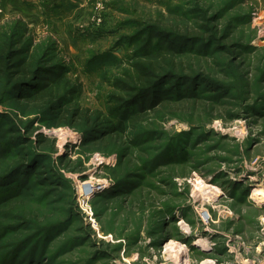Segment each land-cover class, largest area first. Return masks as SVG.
Instances as JSON below:
<instances>
[{
  "label": "rangeland",
  "instance_id": "374dc122",
  "mask_svg": "<svg viewBox=\"0 0 264 264\" xmlns=\"http://www.w3.org/2000/svg\"><path fill=\"white\" fill-rule=\"evenodd\" d=\"M16 23L66 100H0V264H264V0H0ZM150 27L184 96L114 134L110 77Z\"/></svg>",
  "mask_w": 264,
  "mask_h": 264
},
{
  "label": "trees",
  "instance_id": "16d2710c",
  "mask_svg": "<svg viewBox=\"0 0 264 264\" xmlns=\"http://www.w3.org/2000/svg\"><path fill=\"white\" fill-rule=\"evenodd\" d=\"M147 31L146 37L138 41L141 42L139 49L128 57L129 68L122 71L120 76L110 77L112 86L120 91L110 96L112 106L104 117L117 120L112 123L115 125L114 134L124 133L128 121L139 113L154 108L166 99L174 97L179 100L185 93L180 85L186 83L188 78L173 75L177 66L175 57L182 56L185 49L177 44L176 39L166 35L170 29L150 27ZM25 35L26 31L17 23L6 33L0 34V100H5L7 95L30 100L38 97L45 107L51 106L55 100L63 104L66 97L55 94L65 67H42L30 51L32 41L24 38ZM172 37L193 38L179 32ZM176 78V83L165 86ZM94 125H98V122H94ZM94 125L91 127L100 128Z\"/></svg>",
  "mask_w": 264,
  "mask_h": 264
},
{
  "label": "bare ground",
  "instance_id": "6f19581e",
  "mask_svg": "<svg viewBox=\"0 0 264 264\" xmlns=\"http://www.w3.org/2000/svg\"><path fill=\"white\" fill-rule=\"evenodd\" d=\"M264 186L263 185H260V186H257L255 189H254V192L256 193L257 196L253 197L254 199L256 200H259V199H262L264 198ZM207 188L210 190V191H215L217 188L213 185H207ZM193 244L194 245H197L201 248H207L209 245H208V239L206 238H196L194 241H193ZM168 250V249H167Z\"/></svg>",
  "mask_w": 264,
  "mask_h": 264
}]
</instances>
